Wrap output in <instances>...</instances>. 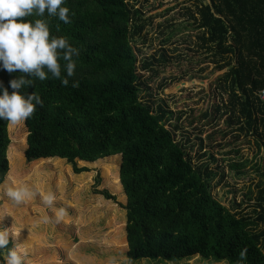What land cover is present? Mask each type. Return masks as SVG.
I'll return each instance as SVG.
<instances>
[{
	"label": "trees",
	"instance_id": "obj_1",
	"mask_svg": "<svg viewBox=\"0 0 264 264\" xmlns=\"http://www.w3.org/2000/svg\"><path fill=\"white\" fill-rule=\"evenodd\" d=\"M130 1L66 0L63 6L70 9L67 24L48 17L47 12L44 17L27 18L46 19L50 36L66 37L80 53L74 57L76 67L67 86L51 77L44 81L34 78V86L23 90L35 92L43 102L24 121V157L32 162L29 178L38 180L44 196L46 187L39 182L38 164L52 160L66 164L79 176L82 186V173L90 170L78 168L77 162L110 161L103 169L112 189L119 192L122 184L126 218L122 211L112 209L107 224H118L111 240L115 248H127L129 262L161 259L175 263L193 258L264 264V226L254 229L259 223L264 225V188L257 198L260 214L256 223L223 207L211 193L214 176L207 166L195 163L192 152L165 128L167 113L144 103L141 87H147L148 81H142L138 71L149 70L151 65L138 64L140 50L134 48L133 41L144 27L138 26L139 11ZM207 1L198 0L190 19L200 32V49L220 58L213 61L215 72L228 69L219 78L223 99L215 104L217 123L224 119L229 126L238 124L239 131L245 127L256 133L260 130L264 138V103L257 98L264 89V0ZM228 57L232 62H225ZM18 75L0 69V81L9 92V81ZM73 83L77 87H72ZM203 117L207 118H189L187 125ZM9 126L10 122L0 121V186L9 170L4 183L7 188L27 181L23 174H17L23 163L21 155L10 147ZM213 137L210 133L207 139L212 141ZM117 156L121 160L120 184L114 161ZM99 183L97 175L94 195L116 202L108 191L96 190ZM99 204L103 206L102 201ZM8 226L17 241L35 238L31 229L21 233L12 223ZM6 252L0 250V264Z\"/></svg>",
	"mask_w": 264,
	"mask_h": 264
},
{
	"label": "rangeland",
	"instance_id": "obj_2",
	"mask_svg": "<svg viewBox=\"0 0 264 264\" xmlns=\"http://www.w3.org/2000/svg\"><path fill=\"white\" fill-rule=\"evenodd\" d=\"M199 1L208 3L207 0ZM130 4L139 11L138 26L144 27L133 41L134 48L140 50L138 64L151 65L149 70L138 71L142 81H148L147 87H141L144 103L154 110L161 107L167 113L165 128L173 133L185 150L192 152L195 163L207 166L208 172L214 176L210 182L213 197L232 213L248 216L256 223L260 214L256 207L257 198L264 188V138L259 134L260 130L256 133L245 127L239 131L238 124L229 126L224 119L217 123L219 115L215 113V104H221L223 99L218 88L219 78L228 69L215 72L213 61L220 58H214L212 51L199 47L197 36L200 32L190 19L198 0H131ZM232 60L228 57L225 62ZM203 115L207 118L187 125V119ZM210 133L215 134L212 141L207 139ZM26 136L24 121L16 125L10 123V147L21 155L23 163L17 174L24 175L27 181L22 186H29L33 195L20 205L11 201L4 186L8 170L0 186V230L8 228L10 222L21 233L26 228L31 229L35 238L13 241L10 236L11 246L13 242L22 243L28 254V264H108L110 257H125L127 248L119 250L111 240L118 224L115 221L107 224L112 209L122 211L126 218L123 209L126 198L119 181L120 157L114 160L119 192L110 187L103 169L110 161L100 160L95 163L99 164L97 166L77 162L78 168L90 170L82 173L85 175L82 186H79V176L66 164L53 160L38 164L39 182L46 187L44 195L52 193L56 197L50 207L43 201L38 180L29 178L32 162H27L24 157ZM7 158L9 160L8 155ZM97 175L100 186L96 190L108 191L116 197V202L101 206L96 201L100 197L93 193ZM60 209H64L66 215L57 221L55 214ZM44 218L49 220L47 224L43 223ZM263 226L259 223L254 229L259 231ZM190 260H187L189 263H169L161 259L127 261L128 264H228Z\"/></svg>",
	"mask_w": 264,
	"mask_h": 264
},
{
	"label": "clouds",
	"instance_id": "obj_3",
	"mask_svg": "<svg viewBox=\"0 0 264 264\" xmlns=\"http://www.w3.org/2000/svg\"><path fill=\"white\" fill-rule=\"evenodd\" d=\"M66 0H0V69L8 73H19L17 78L9 81L8 87L0 81V121H8L13 125L30 118L36 107L42 105V100L35 92L28 93L29 86H34L33 79L44 81L49 77L59 80L62 85L69 84V78L74 75L75 60L79 49L72 46L63 36H50V27L46 19H27L28 17L58 18L67 24L70 22V9L65 7ZM61 61L63 63H61ZM72 87H77L75 83ZM33 195L27 185L8 187L6 196L15 204H23ZM55 195L48 193L43 201L53 206ZM66 215L64 209L56 212V220ZM49 220L43 219L47 224ZM4 228L0 230V250H7L3 264H28L27 251L22 243L13 242L10 247V236L15 241L14 234ZM246 249L240 253L243 260ZM108 264H128L125 257L113 256Z\"/></svg>",
	"mask_w": 264,
	"mask_h": 264
},
{
	"label": "built area",
	"instance_id": "obj_4",
	"mask_svg": "<svg viewBox=\"0 0 264 264\" xmlns=\"http://www.w3.org/2000/svg\"><path fill=\"white\" fill-rule=\"evenodd\" d=\"M257 98L264 103V89L257 93Z\"/></svg>",
	"mask_w": 264,
	"mask_h": 264
},
{
	"label": "crops",
	"instance_id": "obj_5",
	"mask_svg": "<svg viewBox=\"0 0 264 264\" xmlns=\"http://www.w3.org/2000/svg\"><path fill=\"white\" fill-rule=\"evenodd\" d=\"M96 201H98V202L102 201V203H104V204L107 203V202L104 201L103 198H101V197H99L98 200H96ZM105 206H107V204H106ZM108 206H110V205H108ZM111 209H112V208H111ZM112 211H113V210H112Z\"/></svg>",
	"mask_w": 264,
	"mask_h": 264
}]
</instances>
